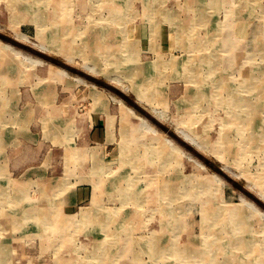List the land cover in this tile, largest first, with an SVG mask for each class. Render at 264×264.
<instances>
[{
    "label": "rangeland",
    "instance_id": "rangeland-1",
    "mask_svg": "<svg viewBox=\"0 0 264 264\" xmlns=\"http://www.w3.org/2000/svg\"><path fill=\"white\" fill-rule=\"evenodd\" d=\"M205 1L210 2L0 0V41L45 62L33 64L0 48V81H3L0 84V194L6 197L0 201V251L7 260L4 264H151L155 257L152 252L161 258L157 264H188L174 255L186 249H201L206 259L211 256L217 260L239 259L245 253L232 245L237 237L231 208L236 213L241 211L252 224L251 232L256 236L258 248L248 261H256L264 249V215L261 214H264V130L257 132L256 135L263 133V136L256 137L259 145L249 153L242 146L247 142L245 136L225 124L229 127V139L227 153L221 156L217 142L223 134L222 123L230 120L229 114L234 110L219 105L227 92L216 91L214 81L224 78L232 80L229 82L232 87H239L241 76L260 70L264 90V0H254L252 8L242 5L253 0H241L242 5L235 2L239 6L235 17L239 19L232 17L241 25L240 33L234 38L239 42H233L236 48L230 46L233 56L220 42L225 38L221 27L232 11L225 4L217 6L221 0H212L213 10H209L207 17L204 14L203 19ZM222 1L234 4V0ZM156 3L161 14L174 9L177 14L172 18L183 30H172L173 24L163 22V15L155 18L152 11ZM159 20L161 28L156 31L154 26ZM189 28L192 37L185 34ZM176 32L183 33V40L176 37ZM22 33L29 39L27 44L15 37ZM51 40L58 41L57 47L52 48ZM42 46L46 50L42 51ZM131 47L137 51L132 58L141 66L163 58L165 66L170 60L179 67L174 71L170 65L159 74L157 70L149 74L151 84L158 82L157 77L163 84L153 89L157 93L150 102L145 96L144 102L138 101L145 78H130L126 72L132 65L126 57L131 54ZM211 54L222 56L223 63L218 61L219 69L215 72L212 68L198 70L199 80L202 77L207 83L203 87L207 94L203 100L194 99L197 85L182 77L189 73L184 66L190 58L197 66ZM119 55H123V60ZM209 70L213 71L210 76ZM113 76L120 79L121 85L111 81ZM263 90L259 96L255 90L251 91L252 100L239 109L244 116L255 119L256 130L264 124ZM132 108L135 113L128 110ZM106 109L110 115H104ZM160 114L164 115L163 120L157 116ZM141 118H146L157 131L141 130ZM120 119L139 127L137 135L141 142L130 146L123 141ZM180 130L191 131L194 138L209 147L201 151L186 143L178 133ZM169 137L183 148L173 158L171 155L170 160L172 147L166 142ZM159 149L166 154L157 158ZM166 160L168 163H162ZM71 173L76 176L68 181L66 178ZM206 179L208 188L204 191L198 186L200 182L206 183ZM183 182L201 194L196 199L188 197ZM174 184L180 186L168 199L160 195L164 188ZM74 188L71 195L69 189ZM202 206H208V210L227 209L220 217L217 215L219 221L225 222V228L220 225L216 229L205 228L207 210L203 211ZM44 214L50 223L41 222L38 216ZM102 222H107L108 234L103 232ZM111 235L117 240L111 241ZM154 236L158 247L145 250L142 245L153 243ZM106 237L109 250L97 249V253L95 245ZM212 241L215 246L205 247ZM133 242L131 250L126 251V246ZM132 249L140 252L142 261L135 263L138 256L130 254Z\"/></svg>",
    "mask_w": 264,
    "mask_h": 264
},
{
    "label": "bare ground",
    "instance_id": "bare-ground-1",
    "mask_svg": "<svg viewBox=\"0 0 264 264\" xmlns=\"http://www.w3.org/2000/svg\"><path fill=\"white\" fill-rule=\"evenodd\" d=\"M25 1V0H24ZM36 1V0H35ZM210 2L207 4V1H205V3H206V8L204 7V4H203V6L202 7H204L202 10H203V19H204V14H206V16L205 17H207L208 16V13L210 14V12H209V10L210 9H212L213 7H210V6H212V5H214V1H212V0H209ZM211 1H212V5H211ZM222 1V0H221ZM220 1V3H217V6H220V4H225V5H227L228 6V8L232 11V12H230L231 14L229 15V16H227L226 18H227V22L225 23V25H223V27H221V31L223 32V33H225V38H223V40L222 41H220L221 42V45H222V48H226L227 50H229V55L230 56H233L232 55V53H231V47H233V48H236V47H234V45L235 44H233V42H239L238 40H236L235 41V35H238L239 33H240V29L238 30V26H240L241 24H237V21H238V19L235 17V9H238L239 10V6L238 5H242V1L240 0V1H238V0H234V4H235V2H236V4L238 3V5H234L232 2H229V1H226V2H224L223 3V1L221 2ZM232 1V0H231ZM27 3V2H26ZM131 3V2H130ZM188 3V2H187ZM230 3V4H229ZM254 3H255V1L253 0V1H251V2H248V3H246V4H244V5H242L243 7H245V5L247 6V8H252L253 6H254ZM14 4V3H13ZM189 4V3H188ZM131 5V4H130ZM186 5V4H185ZM194 5V4H193ZM201 5V4H200ZM256 5V4H255ZM14 6V5H13ZM154 6V10L152 11L153 12V16L155 17V18H160V16L162 17V15H163V18H162V20H163V22H168V23H171V24H173V26L171 27L172 28V30L173 29H176L177 31H178V29H180V31L181 30H183V28L179 25V24H177L176 23V21H174L173 20V18L172 17H175L176 16V11L174 10V9H166L162 14L160 13V8H159V10H158V7H159V5H158V3H156L155 5H153ZM152 6V7H153ZM216 6V7H217ZM238 6V7H237ZM165 7V6H164ZM191 7V6H190ZM223 7V6H222ZM256 7V6H255ZM131 8V7H130ZM133 8V7H132ZM166 8V7H165ZM199 8V7H198ZM246 8V7H245ZM23 9H24V7H23ZM242 9V8H241ZM26 10V9H25ZM125 10V9H124ZM126 10H128V8L126 9ZM213 10V9H212ZM215 10V9H214ZM237 10V11H238ZM14 11V10H13ZM19 11V10H18ZM21 11H22V9H21ZM20 11V12H21ZM42 11H44V9L42 10ZM194 11V10H193ZM192 11V12H193ZM264 11V10H263ZM27 11H25V12H23L24 14L26 13ZM28 12H30V11H28ZM126 12V11H125ZM198 12H202L201 10H199L198 9ZM242 12V11H241ZM15 13V12H14ZM119 13H121V12H119ZM128 13V12H127ZM196 13V12H195ZM240 13V12H239ZM253 13V12H252ZM27 14V13H26ZM37 14V13H36ZM116 15L118 14V13H115ZM260 14V13H259ZM19 15V14H18ZM232 15L234 16V18H236L237 19V21H234V18L232 17ZM17 16V15H16ZM22 16V15H21ZM27 16V15H26ZM34 16V15H33ZM37 16V15H36ZM113 16H114V14H113ZM120 16V15H119ZM123 16H125V15H123ZM29 17V16H28ZM150 17H151V15H150ZM149 17V18H150ZM254 17V16H253ZM32 18V17H31ZM39 18H41V16L39 15V17H38V20H39ZM256 18V17H255ZM30 19V18H29ZM34 19V18H33ZM200 19V18H199ZM253 19V18H252ZM262 19V18H261ZM12 20V19H11ZM22 20H23V18H22ZM21 20V21H22ZM119 20V19H118ZM148 20V19H147ZM196 20V19H195ZM200 20H202V19H200ZM24 21V20H23ZM154 21V20H153ZM161 20H159L158 22H154L155 23V26H154V29H155V27H156V31H158L159 30V28H161V26H160V24H161V22H160ZM255 21V20H254ZM37 22V21H36ZM40 22V21H39ZM160 22V23H159ZM195 22V24H194V26L197 24V22L196 21H194ZM216 22V21H215ZM30 23V22H29ZM35 23V22H34ZM118 23V22H117ZM120 23V22H119ZM180 23V22H179ZM19 24V23H18ZM38 24V23H37ZM36 25V24H35ZM45 25V24H44ZM193 25V24H192ZM261 25H263V24H261ZM40 26V25H39ZM220 26H222V24L220 25ZM237 26V27H236ZM151 27V26H150ZM186 27V26H185ZM193 27V26H192ZM236 27V28H235ZM261 27V26H260ZM12 28V27H11ZM168 28V27H167ZM158 29V30H157ZM264 29V28H263ZM43 30V29H42ZM192 28H189V30H187V32L185 33V34H187L186 36L187 37H192L193 35H192ZM15 31V30H14ZM40 31H41V29H40ZM151 31V30H150ZM185 31V30H184ZM219 31V30H218ZM252 31V30H251ZM257 31H259V30H257ZM256 31V32H257ZM11 32V31H10ZM221 32V33H222ZM260 32H261V29H260ZM154 33H155V30H154ZM251 33V32H250ZM260 34V33H259ZM26 35V34H25ZM25 35H23V33L21 34V35H19V34H16L15 35V37H16V39L18 40V42H24L25 44H27L26 42L29 40ZM54 35H55V33H54ZM175 35H176V37L177 38H181V39H179V40H183V33H180V32H176L175 33ZM213 35V34H212ZM150 36H151V34H150ZM153 36V35H152ZM251 36V35H250ZM53 37V36H52ZM185 37V36H184ZM240 37V36H239ZM216 38V37H215ZM247 38V37H246ZM246 38L244 39V40H246ZM190 39V38H189ZM193 39V38H192ZM240 39V38H239ZM250 39V38H249ZM186 40V39H185ZM229 40H231L228 44H227V42L229 41ZM243 40V39H242ZM52 42H51V45L53 46H51L52 48H55V47H57V42L58 41H53V40H51ZM153 41V40H152ZM155 41V40H154ZM196 41V40H195ZM193 41H190V44L192 43ZM197 42V41H196ZM206 42V41H205ZM30 43V42H29ZM31 43H32V41H31ZM34 43V42H33ZM49 43V42H48ZM153 43V42H152ZM179 43H182V42H179ZM179 43H177L178 45L177 46H181V44H179ZM189 43V42H188ZM254 43H255V41H254ZM39 44H40V42H39ZM60 44V43H59ZM207 44V43H206ZM187 45V44H186ZM194 45V44H193ZM218 45V44H217ZM32 46H34V45H32ZM48 46V45H47ZM126 46V44L124 45V47ZM129 46H133L134 47V44H130ZM155 46H156V44H155ZM192 46V45H191ZM231 46V47H230ZM238 46V45H237ZM249 46H251V44H249ZM38 47H40V46H38ZM43 47V46H42ZM41 47V49H42V51L43 50H46V48H42ZM174 47V46H173ZM196 47V46H195ZM0 48H2V50L5 48V49H8V50H10V51H12L15 55H17L18 57L19 56H21L22 58H24V60H26V61H30L31 63H33V64H38V65H40V64H43V63H45V62H43V60H41V58H40V60L38 59V58H34V57H32L30 54H28V53H26V52H24L23 50L21 51V50H19L17 47H15V46H13L12 44H9V43H2L1 41H0ZM35 48V47H34ZM188 48V47H187ZM249 48V50H250V47H248ZM38 49V48H37ZM211 49V48H210ZM240 49V46L238 47V50ZM1 50V49H0ZM194 50V49H193ZM212 50V49H211ZM246 50V49H245ZM53 51H55V50H53ZM59 51V50H58ZM76 51V50H75ZM129 51H130V53L131 54H127L126 55V57H127V60L129 59V60H131L132 62H131V68H129V67H127V70H126V72L128 73V75H130V78L132 77V78H134V79H139V78H145V80L143 81V84H142V95L141 94H138L137 96H138V101L139 102H144L143 100H142V97L143 96H145V98H146V100L148 101V102H150V100H153V98H154V94H156V93H154L153 92V89L157 86V87H160L161 85H163L162 83H161V79L159 78L158 79V77H157V79H155V80H158V82L157 83H155V84H151V82L149 81L150 79H148V76H150L149 74L151 73H154L153 71H155V70H157V72H158V74L161 72V71H163L164 69H167V68H170V65H171V68H173L174 69V71L175 70H177V69H179V67H176V66H174L173 65V63L174 62H172V61H166L167 63H166V66H165V63L162 61V59L161 60H155L153 63H151V64H149L148 66H141L138 62H136L135 61V59H133L132 58V56L133 55H135L136 53H137V51H136V48L132 51V47L129 49ZM214 51V50H213ZM220 51V50H219ZM264 51V50H263ZM11 52V53H12ZM45 52V51H44ZM51 52H52V49H51ZM216 52V51H215ZM233 52H234V50H233ZM248 52V51H247ZM251 52V51H250ZM53 53V52H52ZM83 53V52H82ZM125 53V52H124ZM48 54V53H47ZM58 54V53H57ZM79 54V53H78ZM54 55V54H53ZM68 55V54H67ZM81 55V54H80ZM74 56V55H73ZM101 56V55H100ZM119 56H121V55H119ZM123 56V55H122ZM121 56V57H122ZM227 56V55H226ZM125 57V56H124ZM20 58V57H19ZM18 58V59H19ZM73 58V57H72ZM76 58V57H75ZM221 58H222V56H221ZM221 58H220V56L218 55V56H216V55H213V54H211V55H207L206 56V58L205 59H203V61L201 62V63H199L197 66H198V68H197V66L196 65H194L192 62H193V60L190 58V60H187V63L185 64V66H184V70L186 69V70H188V72L189 73H187L188 75H186V76H182V77H186L187 79H188V81H193V82H195L196 83V85H197V88H196V90H195V92H196V94L197 95H195L196 97L194 98V99H196V98H198V100H203L202 98H204L205 96H206V94H207V92L205 91V88L203 89V87H204V85L205 84H207L206 83V81L205 82H203V80L201 79L202 77H200V80H199V74H198V70H200L201 69V71L203 70V69H210V68H212V69H214L213 71L215 72V70H218L219 69V62L221 61ZM239 58V57H238ZM69 59H71V58H69ZM225 59V58H224ZM224 59H222V60H224ZM72 60V59H71ZM77 60V59H76ZM121 60H123V57L121 58ZM85 61V60H84ZM200 61V60H199ZM219 61V62H218ZM264 61V60H263ZM23 62V61H22ZM68 62V61H67ZM115 62V61H114ZM129 62V61H128ZM170 62V64H168ZM222 63H223V61H221ZM26 63V62H25ZM28 63V62H27ZM71 63V62H70ZM69 63V64H70ZM72 63H74V62H72ZM116 64H118L120 67H122V65L120 64V63H118V62H115ZM48 64V63H47ZM76 64H78V63H76ZM88 64V63H87ZM168 64V65H167ZM80 65V64H79ZM175 65H178V62L175 64ZM252 65V64H251ZM264 65V64H263ZM260 66V65H259ZM98 67V66H97ZM182 67V66H181ZM146 68V69H145ZM250 68V67H249ZM90 69V68H89ZM172 69V70H173ZM263 69V68H262ZM23 70V69H22ZM63 72L62 73H64V75H66L67 74V71L64 69H61ZM242 70V69H241ZM244 70H246V69H244ZM250 70V69H249ZM91 72H94V70H90ZM173 71V72H174ZM213 71H208L207 73H208V75L210 76L212 73L211 72H213ZM167 71H165V73H166ZM205 72V71H204ZM243 72V71H242ZM251 73H248V75H246V76H241L240 77V79H241V81H240V83L238 82V84H239V87H232L231 85H230V81H232V80H226L225 81V79L224 78H222V79H217L216 81H214V84H215V86H217L216 87V91H219V90H224V91H226L227 92V96H225V98H222V101H221V103L219 104L220 106H222V105H224L226 108H229V109H231V110H234V113H233V111H232V113L231 114H229L230 116H232L231 118H230V120H228L227 122L226 121H224L223 123H222V131H223V134H222V136L219 138V140H218V145H217V148L220 150L219 151V154L221 155V156H224V154H226L227 152L225 151L226 149H227V147H228V144H227V142H228V139H229V134L227 133V130H228V128L229 127H225L224 125L226 124V126L227 125H229V126H232V129H235L236 130V132H237V134H238V132L240 133V136H245V139L247 140V142H243L242 143V146L243 147H245L246 149H248V152L250 153H253L255 150L254 149H256L257 148V145H259L258 144V142L256 141V137H261V136H263V133H259V135H256L257 134V132H259V131H261V130H264V124H262V126L261 125H259V128L256 130V124H255V119H253V118H251V117H246V116H244V114L242 113V112H240V107L241 106H243V105H245V104H249V102L252 100V94H251V91L253 92L254 90H255V95H257V96H259V93H262L261 92V90H263V84H262V72L260 71V70H257V72H255L254 73V71L252 72V71H250ZM100 73V72H99ZM218 73V72H217ZM167 74V73H166ZM184 74V73H183ZM200 74H203L204 75V73H200ZM259 74V75H258ZM261 74V75H260ZM95 75V74H94ZM178 75H180V74H178ZM102 76V75H101ZM166 76V75H165ZM170 76H172V75H170ZM67 77V76H66ZM78 78V77H77ZM76 78V79H77ZM146 78L148 79V80H146ZM153 78H155V77H153ZM164 78V77H163ZM264 78V77H263ZM107 79V78H106ZM110 79H111V81H115L117 84H119V85H121L120 84V79L118 78V77H116V76H113V77H110ZM186 79V80H187ZM203 79H204V77H203ZM239 79V80H240ZM82 80V79H81ZM85 81V80H84ZM1 82H3L2 81V79H1V81H0V84H2ZM208 82V81H207ZM42 83H44L43 81H42ZM115 83V84H116ZM123 84V83H122ZM138 84V83H137ZM234 84V83H233ZM228 85V86H227ZM116 86V85H115ZM120 88V87H119ZM123 90H125V88L122 86L121 87ZM140 89V88H139ZM138 89V90H139ZM156 90V89H155ZM264 91V90H263ZM130 92V91H129ZM205 92H206V94H205ZM247 92V93H246ZM244 93H246V94H244ZM100 94V93H99ZM162 94V93H161ZM160 94V95H161ZM101 95V94H100ZM99 95V96H100ZM98 99V98H97ZM136 99H137V97H136ZM163 101V100H162ZM122 102V101H121ZM203 102V101H202ZM3 103V102H2ZM147 103V102H146ZM161 103V102H160ZM177 103V102H176ZM197 103H198V101H197ZM123 104V103H122ZM198 105V104H197ZM162 106V105H161ZM142 107H144V106H142ZM199 107V106H198ZM217 107V106H216ZM146 108H148V107H146ZM164 108V107H163ZM154 109V108H153ZM156 109V108H155ZM154 109V110H155ZM161 109V108H160ZM127 110V109H126ZM147 110V109H146ZM238 110H239V112H238ZM129 111L132 113V112H134V109L132 108V109H129ZM153 111V110H152ZM156 111V110H155ZM164 111V110H163ZM127 112V111H126ZM159 112V111H158ZM30 113V112H29ZM129 113V112H128ZM131 113H129V114H131ZM135 113V112H134ZM152 113V112H151ZM157 113V112H156ZM164 113H166V112H164ZM26 114H27V112H26ZM155 115V114H154ZM254 115V114H253ZM29 116H30V114H29ZM52 116V115H51ZM122 116V115H121ZM158 117H159V119H164V118H162L163 116L160 114V115H157ZM229 116V117H230ZM129 117V116H128ZM135 117V116H134ZM140 117V116H139ZM228 117V116H227ZM122 118V117H121ZM133 119H135V118H133ZM138 119V118H137ZM142 120H143V123L141 122L140 123V129L141 130H154L155 132L157 131V129H155V127H154V125H152V124H150V122L146 119V118H141ZM3 120V119H2ZM48 120V119H47ZM121 120V119H120ZM161 120V121H162ZM166 120V119H165ZM190 120H192V119H190ZM131 121V120H130ZM137 121V120H136ZM167 121V120H166ZM165 121V122H166ZM1 122V121H0ZM3 123V122H2ZM5 123V122H4ZM50 123H52V122H50ZM181 123V122H180ZM53 124V123H52ZM52 124H50V125H52ZM110 124V123H109ZM124 124V125H123ZM182 124V123H181ZM187 124V123H186ZM46 125H47V123H46ZM49 125V126H50ZM191 125V124H190ZM55 126V125H54ZM59 126V125H58ZM139 127H137L135 124H129L128 122H126V120H124L123 121V123H122V130L123 131H121L122 132V138L124 137V139H123V141L126 143V144H130V146H132L134 143H138V142H141V137H138V135H137V131H138V129L137 128H139ZM179 127V126H178ZM188 127V126H187ZM45 128V127H44ZM211 128V127H210ZM49 129H50V127H49ZM56 129H57V127H56ZM181 129V128H180ZM140 131V130H139ZM246 131H249V133L250 134H248V135H246L245 134V132ZM51 132V131H50ZM178 133H179V135H180V137L187 143H190V144H192V145H194V146H197L198 148H199V150H201V151H203V150H205L206 148H208L209 146H208V144L207 143H203V142H200L199 140H197L196 139V136H195V138L192 136V132L191 131H185V130H180V131H178ZM48 134H49V132H48ZM262 141V140H261ZM263 141H264V139H263ZM166 142H167V144H168V147H169V145H170V147H172L171 148V151L169 152V154H168V152H167V154L169 155V157H168V160H170L171 158H173L174 156L173 155H175V153H177V152H182L183 151V148L181 147V146H179V144H177V142H175L172 138H168V139H166ZM212 142V141H211ZM262 143H264V142H262ZM211 146V145H210ZM249 147H252V150H250L249 149ZM128 148H129V145H128ZM134 149V148H133ZM210 150H212L211 148H210ZM244 150V149H243ZM159 151V153L157 154V155H155L157 158H160L162 155H165L166 153H165V150H161V149H159L158 150ZM246 151V150H245ZM126 152V150L124 151V153ZM133 152H137V151H135V150H133ZM211 152V151H210ZM213 152V151H212ZM206 153V152H205ZM128 155V154H127ZM171 155H172V157H171ZM219 155V156H220ZM171 157V158H170ZM176 157H177V155H176ZM192 157V156H191ZM133 157H129L128 159H132ZM174 161V160H173ZM97 162V161H96ZM99 162V161H98ZM100 163V162H99ZM162 163H164V164H166V163H168V161L166 160V161H162ZM96 164V163H95ZM98 165V164H97ZM204 168V167H203ZM185 184V189H184V191H185V195H187L188 197L190 196V197H192V198H194V199H196L200 194L198 193H195V187L194 186H187L186 185V183H182L181 185H184ZM179 186L180 185H178V184H174V185H172V186H170V187H167V188H164L162 191H161V193H160V195H163L164 197H165V199H168L169 198V195H170V193L171 192H174V190H176V189H178L179 188ZM200 189L201 188H203V190L205 191L206 190V188H208V182H207V179H206V183L204 182H200L199 183V186H198ZM98 190V189H97ZM96 189H95V191H97ZM197 190V189H196ZM202 190V191H203ZM207 191V190H206ZM114 192V191H113ZM111 193V192H110ZM4 198H6L5 197V194H0V201L1 200H3ZM242 198H244L243 196H242ZM188 200V199H187ZM206 201V200H205ZM207 202H209L208 200L206 201V203ZM1 205V204H0ZM222 206V205H221ZM252 206H254L253 205V203H252ZM255 206H256V204H255ZM185 207V206H184ZM208 207V206H207ZM207 207L205 208L204 206H202V210L203 211H205V210H207L206 212V216H205V218H206V221L204 222V227L205 228H208V229H216V227H218L219 225L224 229L225 228V222H223V220H220L219 221V218H217L218 216L217 215H219V217L227 210H224L223 209V207H221V208H218L217 210L215 209V208H213L212 210H208L207 209ZM164 208V207H163ZM170 208V207H169ZM250 208V207H249ZM258 208V207H257ZM216 211H215V210ZM243 209V208H242ZM259 209V208H258ZM156 210V209H155ZM164 210V209H163ZM179 210V209H178ZM256 210V209H255ZM31 212V211H30ZM167 212V211H166ZM229 212L231 213V214H233L234 216V218H233V223H234V226H235V228H236V239H234L233 240V242H232V245L235 247V249H239V250H241L243 253H245V257H241V258H239V259H232V257H228L227 259H225V257L221 260H217L216 259V257H214V256H211L210 258H208V259H206V257L204 256L205 254H203V252H202V250L200 249V250H189L188 251V249H186L185 250V252H183L182 254H180L179 252H175L174 253V255H176V257H178L179 259H180V261H185V262H187L188 264H190L191 263V261H196V263H198V262H203V264H206V263H208V264H264V249L262 248V252H260V254L255 258V260L256 261H252V262H249L248 260H249V255L250 254H254L253 252H255L256 251V247L258 246V242H257V240H256V236H254V235H252V232H251V230H252V224H251V222H250V220H249V218L248 217H245L244 215H242L240 212L241 211H239L238 213H236V209H234V208H231L230 210H229ZM28 213H29V211H28ZM146 213V212H145ZM259 213H261V211L259 212ZM165 214V213H164ZM169 214V213H168ZM200 214V213H199ZM247 214V213H246ZM262 214V216L264 215L263 213H261ZM146 215V214H145ZM229 215V214H228ZM36 216V215H35ZM34 216V217H35ZM148 216V215H147ZM202 216V215H201ZM200 216V217H201ZM39 217V219L41 220V222H46V223H50L49 221H48V218H47V215L46 214H44V215H40V216H38ZM174 218V217H173ZM182 218V217H181ZM177 220H178V218H176ZM203 219V218H202ZM204 220V219H203ZM264 220V219H263ZM177 222V221H176ZM181 222V220L178 222V223H180ZM227 223V222H226ZM100 224V223H99ZM203 224V223H202ZM47 225V224H46ZM101 226L104 228V229H102L103 230V232L105 233V234H108L107 232H108V230L106 229V226H107V222H102V224H101ZM179 226H180V224H179ZM178 226V227H179ZM209 226V227H208ZM124 227V226H123ZM168 227V226H167ZM174 227V226H173ZM228 227V226H227ZM221 228V229H222ZM55 231V230H54ZM118 231H119V229H118ZM117 231V232H118ZM121 231V230H120ZM119 231V232H120ZM171 231V230H170ZM219 232H221L220 230H219ZM212 233V232H211ZM119 234V233H118ZM118 234H114V235H118ZM130 234V233H129ZM222 234V233H221ZM108 236V235H107ZM112 236V235H111ZM110 236V239H111V241H114V240H117L116 239V237L115 236H112L111 237ZM213 237H216L217 235H212ZM120 237V236H119ZM130 237V236H129ZM101 238V237H100ZM217 238V237H216ZM99 239V238H98ZM126 239H129V238H126ZM108 238L106 237L102 242H100V243H98V245H95V247H97V248H95L96 249V252H97V249L98 250H102V252H105L109 247H110V242H108ZM149 240V239H148ZM158 240H157V237H155L154 236V242L153 243H148V244H143L142 245V247L146 250V249H149V250H152V249H154V248H157L158 247V242H157ZM128 242H130V240L128 241ZM224 243H226L225 241H224ZM108 244H109V246H108ZM114 244V243H113ZM133 244H134V242L132 243V245L130 246H126V251H130L131 250V248H132V246H133ZM136 244H138V246H140V243H136ZM216 244H215V242H213L212 241V243H210V244H208V246H205V247H209L210 246V248L212 247V246H215ZM120 246V245H119ZM223 247V246H222ZM225 247V246H224ZM233 247V248H234ZM260 247V246H259ZM121 248V247H120ZM220 248V250H222V248L221 247H219ZM258 248V247H257ZM113 249V248H112ZM117 249V248H116ZM128 249H130V250H128ZM143 249V250H144ZM162 249H164V248H162ZM109 250V249H108ZM118 250V249H117ZM158 250V249H157ZM234 250V249H233ZM95 251V250H94ZM114 252H115V250H113ZM134 251V249H132V252L130 253V254H132V253H135L136 255L135 256H138V257H136L135 259H134V261H135V263H137L138 261H142V259L140 258V255H139V253L140 252H133ZM232 251V250H231ZM237 251V250H236ZM118 252V251H117ZM116 252V253H117ZM98 253V252H97ZM120 253V252H119ZM142 253V252H141ZM143 253H147V252H143ZM148 253H149V251H148ZM153 254V256H155L154 257V262L152 261L151 262V264H157V263H159V259H161L159 256H157V255H155V252H152ZM239 253V252H238ZM115 254V253H114ZM129 255V254H128ZM172 255V254H171ZM180 255V256H179ZM4 256V252H2V251H0V264H4L3 262H7V260L3 257ZM235 257V256H234ZM237 258V257H236ZM253 258V257H252ZM104 259H106V258H104ZM108 260V259H107ZM155 260H158V262L156 261L155 262ZM253 260V259H252ZM177 261V260H176ZM179 261V262H180ZM142 263V262H141ZM182 263V262H181ZM147 264V263H146ZM192 264V263H191Z\"/></svg>",
    "mask_w": 264,
    "mask_h": 264
},
{
    "label": "crops",
    "instance_id": "crops-1",
    "mask_svg": "<svg viewBox=\"0 0 264 264\" xmlns=\"http://www.w3.org/2000/svg\"><path fill=\"white\" fill-rule=\"evenodd\" d=\"M163 29V28H162ZM168 37H169V34L167 35ZM102 94V93H101ZM104 95H106V94H103V97H105ZM106 96H109V95H106ZM110 97V96H109ZM111 98V97H110ZM144 109H145V107H144ZM129 110V109H128ZM94 112H95V110H94ZM103 112H104V115L106 116V115H110L111 114V112L109 111V109H106V110H103ZM123 121V119H121V122ZM129 121V120H128ZM131 122V121H130ZM22 163V159L20 158V162H19V164H21ZM76 176V174H70V176L69 177H67L66 179L69 181V179H71L72 177H75ZM81 177H83V176H81ZM64 189V188H63ZM72 190H76L75 188L74 189H69V192H70V194L73 192ZM72 191V192H71ZM75 193H76V191H75ZM70 194H68V196L70 195ZM72 195V194H71ZM66 200H69L68 199V197H66Z\"/></svg>",
    "mask_w": 264,
    "mask_h": 264
}]
</instances>
